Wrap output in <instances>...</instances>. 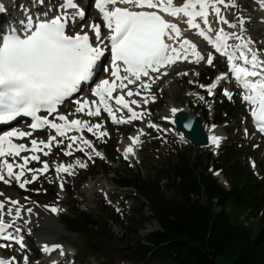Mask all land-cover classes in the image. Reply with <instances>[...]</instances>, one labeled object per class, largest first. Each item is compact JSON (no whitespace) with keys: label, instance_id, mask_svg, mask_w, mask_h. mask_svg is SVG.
Masks as SVG:
<instances>
[{"label":"snow or ice","instance_id":"6c2138e0","mask_svg":"<svg viewBox=\"0 0 264 264\" xmlns=\"http://www.w3.org/2000/svg\"><path fill=\"white\" fill-rule=\"evenodd\" d=\"M257 3L264 9V0H257ZM220 5L225 9L237 7L235 0H183L178 6L174 0H95L102 25L90 22L81 24L79 31H70V25L83 21L86 13L75 0H60L55 8L57 14L51 18L34 20L28 15L21 22L23 34L15 28L7 33H0V123L10 122L21 115L32 119L29 124L32 131L12 129L0 134V181L10 184L14 180L21 189H26L28 184L36 181L49 169L48 162L41 161V157L35 153L43 152L44 156H48L52 151L51 145L54 142L56 146L63 144V139L58 137H65L69 131L80 133L86 130L97 135V139L108 135L107 131H100L103 127L100 123L69 120L68 115L58 112L60 105L80 91L82 82L93 79L94 70L106 54L109 64L101 70L108 77L100 79L92 89V95L98 99H78L74 104L77 105L75 113L99 117L103 111L113 124H128L142 119L143 113L131 107L139 106L138 100L125 99V96H140L139 89L150 93L151 84L168 74L167 71L161 72L162 69L171 68L178 60L196 64L206 60L208 65L213 64L214 56L211 52L206 56L202 55L190 40H178L182 34L178 23L166 20L157 11L150 9H159L176 19L182 14L187 18L184 23L189 29H197V34L215 52L227 58L229 73L242 90L241 99L251 106L250 115L258 131L264 133V58L250 46L252 41L244 40L242 35L227 32L223 27L213 28V24L227 25L231 29L237 27V24L231 23L222 14ZM44 15L47 17V13ZM197 18L208 31L215 32L214 38L201 29ZM239 24L243 32L244 20L240 19ZM102 26L107 29V35L102 33ZM232 38L241 42L229 45L227 41ZM177 43L178 47L174 46ZM189 56L193 59L189 60ZM153 73L157 75L153 76ZM177 74L187 75L186 72ZM145 77L147 80L142 79ZM224 78L225 75H221L217 80ZM129 85H137V90L129 88ZM201 87H206L208 94L212 95L217 84L214 82ZM224 94L231 99L232 93L225 90ZM143 102L148 103V100L144 99ZM121 107L127 110V116L116 115ZM181 111L171 109L173 123L178 122L177 114ZM42 112L46 114L41 115ZM148 126L157 127L155 124ZM43 129L54 130L55 134L48 135L46 141L32 138L31 147L14 142V138L32 137L33 131ZM143 134V130H140L139 135ZM139 135L129 138L133 144L139 141ZM67 139L71 142L64 150L66 156L72 155L71 149L78 140L84 146L92 148L91 141L83 136L72 135ZM210 139L219 147L220 137L212 136ZM76 150L83 152L84 148L77 145ZM92 151L96 156L101 155L94 148ZM28 152L32 155H21ZM129 153H133L131 146L124 150L126 159ZM85 154L89 160L92 159L90 153ZM8 157L13 158L11 162ZM17 157L23 163H17ZM30 161L40 162L43 167L29 168ZM76 166L86 168L87 164L79 160L75 164L61 163L56 166V172L71 175ZM26 173H31V177ZM60 187L63 189V184ZM0 197H4V193L0 192ZM8 204L13 207H7ZM22 208L23 205L18 200L9 197L0 200V239L15 241L21 249L25 247L23 237L14 236L9 230L14 229L16 233L21 231L19 227H15V223L21 218ZM51 210L57 211L54 207ZM31 211V208L27 209V212ZM6 246L10 247L0 244V247ZM57 249L63 256L61 245H44L42 250L49 253ZM0 264H16L15 257L0 258ZM24 264H28L26 256Z\"/></svg>","mask_w":264,"mask_h":264},{"label":"rangeland","instance_id":"374dc122","mask_svg":"<svg viewBox=\"0 0 264 264\" xmlns=\"http://www.w3.org/2000/svg\"><path fill=\"white\" fill-rule=\"evenodd\" d=\"M55 2L57 4L58 0ZM75 2L81 9H84L81 7L82 4H87L85 0H76ZM235 2L237 5L234 10L235 13L231 12L230 15H233L234 20L243 19L245 35L253 39H261L259 44L264 45V20L257 11L260 9L257 0H235ZM51 7L49 5V8ZM84 11L86 13L85 22L94 15L95 11L91 10V6L85 7ZM77 25L79 26L81 23ZM177 67L172 68L170 73L167 72L164 81H160L156 85V100L148 110L149 114L151 112L150 118L148 117L149 123L156 122L157 119H164L166 111L175 105L177 109H183L182 111L190 109L189 112L192 114L200 113L205 118L206 123L208 122L205 128L209 129L213 127L211 120H214V116L216 117L220 104L227 103L232 112L231 117L224 118V124L215 123V127L222 135L221 145L218 148H194L176 138L175 133H168L170 128L174 130L175 128L173 125L166 124L155 128L149 127V131L143 138L138 158L130 161L123 155L121 144L129 135L142 128L143 123L141 121L114 127L109 120L103 118L89 120L87 115L84 114L83 116L82 114L81 117L89 120L91 124L100 123L104 124L103 127L105 126L101 130L107 131L108 135L101 139H97V135L90 133L92 140L100 146L96 151L101 155L94 157L91 154L92 151L84 150L66 156L64 150L71 141L64 138V143L42 160L47 161L49 167H53V169H49L50 172L48 170V175L39 176L40 178L31 183L27 190L21 189L17 183L8 188L12 192L19 193L21 201L35 205L36 210L43 213H54L51 210L53 207L62 210L60 216L54 220V226L47 227L41 224L32 226L29 232L30 238L24 242L27 244L26 253L20 258V264H24L25 255L36 264L48 262L41 253L42 248L38 246V240L42 238L65 247L67 252L73 255L62 264H73L74 254H76L74 259L77 264H130L123 259L126 250L132 248L136 240L159 230V226L157 223L149 221L151 212L148 208H144L147 203L138 196L135 190L121 189L116 182L120 177H126L130 180L133 174L145 178H156L157 172L161 168L167 167L170 163H175L181 154L191 157L193 161L207 160L209 154H213L214 159H217L223 148L233 145L241 152V165L264 185V139H260L252 130L245 110L246 107L241 98L236 95L237 90L233 88L235 96L233 99H229L223 90L228 88V85H225L221 91L219 88L216 89L212 95L208 94L206 87H201V85L207 86L205 84L206 78L212 76L213 81L211 83H214L218 81L217 77L220 76V72L221 75H225L224 63L221 60L215 62L213 60L212 65L203 61L196 67L186 65ZM216 69H219V72ZM184 72L187 75L177 74ZM75 106L73 103L69 104L62 109V114L70 116L74 112ZM225 115L226 112L223 113V117ZM48 135L50 133H43L37 137H48ZM85 153H90L92 159L89 160ZM77 160L86 163L87 167H77L75 170L79 171H73L71 175L66 173L67 179L64 180V184L55 180L58 164H75ZM42 167V163H32L31 166V168ZM212 174L220 185L225 180L229 190L231 189L233 177L225 172H212ZM92 181L96 187L87 191L86 186ZM61 184H63V189L60 187ZM227 211L234 224L242 222L245 226H249L253 232L262 226V221L257 217L258 213L256 212L244 210L234 204H229ZM78 212H81L82 215H89L96 222L102 224L101 235L103 237H96L98 233L94 231L91 232L90 237L87 236L86 238L73 233L69 222L77 218ZM8 256L12 257L13 254ZM48 263H52V260H49ZM231 263L232 261L226 260L220 262V264Z\"/></svg>","mask_w":264,"mask_h":264},{"label":"trees","instance_id":"16d2710c","mask_svg":"<svg viewBox=\"0 0 264 264\" xmlns=\"http://www.w3.org/2000/svg\"><path fill=\"white\" fill-rule=\"evenodd\" d=\"M212 80V76L205 79L206 83ZM225 112L231 117L229 105L220 104L217 123H224ZM240 153L231 145L223 149L218 159L209 154L207 160L193 161L181 154L175 163L161 168L156 178L134 174L130 180L120 177L118 186L135 190L147 203L144 208L151 212L149 221L159 226V230L136 240L126 250L124 261L220 264L226 260L231 264H264V185L241 165ZM210 169L233 177L231 189L223 188ZM229 204L258 213L262 226L253 232L239 222L232 223ZM69 224L73 233L85 238L93 231L98 233L96 237H103V225L89 215L78 212Z\"/></svg>","mask_w":264,"mask_h":264},{"label":"bare ground","instance_id":"6f19581e","mask_svg":"<svg viewBox=\"0 0 264 264\" xmlns=\"http://www.w3.org/2000/svg\"><path fill=\"white\" fill-rule=\"evenodd\" d=\"M76 1V0H75ZM0 2H1V4H3V8H2V11L0 12V29L1 28H3L4 26H5V24L8 22V19L9 18H12V13L10 12L11 11V9H13L15 6H20L23 2H24V0H0ZM28 2L31 4V6L33 7V15H34V17L36 16V15H38V16H40V17H45V13H47V16L49 17V18H51V17H53L54 15H56L57 13H56V11H55V8H56V6H57V4L58 3H60V0H58V3L56 4V2H55V0H43L42 2H40L39 3V0H36V1H32V0H28ZM174 2H175V4L178 6V5H180V4H182L183 3V0H174ZM237 3H238V1H237ZM45 5L47 6L48 5V7H45ZM49 5H51L52 7L51 8H49ZM80 7V6H79ZM81 7H83L84 9H85V7H87V4H82L81 5ZM220 7L222 8V9H224V13L225 14H227L228 16H229V18L231 19V21H232V23H235V24H237V27L235 28V29H231V28H228V26H224V25H216V24H213V28H218V27H223L224 29H225V31H227V32H235L237 35H242V37H243V39L244 40H250V41H252V43H251V47L252 48H254L255 50H257V52L260 54V56H261V58H264V54L261 52V49H260V47H259V43L258 44H256L257 43V41L255 40V39H253V38H251L250 36H247V35H245V28H244V31L243 32H241V28H240V24H239V20H240V18H239V20H234V17H233V15H230L231 14V12H230V9L231 8H227V9H225L224 8V6L223 5H220ZM260 7V6H259ZM83 9V10H84ZM257 11H259V14H260V16L262 17V19L264 20V9H262L261 7H260V9H258ZM21 12L23 13V10H21ZM210 18H212V17H210ZM170 19L171 20H174V21H177V22H179L180 23V25H181V28H182V34H183V36H184V38H187L188 40H190L192 43H194L196 46H197V50L198 51H200L201 52V54L202 55H207L209 52H208V47H207V45L205 44V43H203L197 36H195V34H194V32L195 31H190L189 30V28H188V26L184 23V21L182 20V18L180 17L179 19H176V18H173V17H170ZM26 19H19L18 21L21 23L22 21H25ZM90 22H95V23H101V25H102V21L100 20V16H99V14L98 13H96V12H94V15L93 16H90V18L87 20V21H85L84 22V20L83 21H77V23L73 26V25H70V31H79V29H80V25L78 26L77 24H89ZM87 30V29H86ZM102 33L104 34V35H106V30L103 28V26H102ZM91 34V33H90ZM229 41H230V45H235V44H238V43H240L241 41H239V40H236V39H234V38H232V39H229ZM171 43V42H170ZM229 50L230 51H232V48H229ZM204 51H206V52H204ZM190 59H193V57H190L189 58V60ZM205 62H206V60H205ZM203 63V62H202ZM175 66V65H174ZM172 66L173 68H175V67H177V66ZM172 67L171 68H165V69H162L161 70V72H163V71H167V72H171L172 71ZM178 68V67H177ZM153 76H155V75H157V74H155V73H153L152 74ZM103 77L104 78H107L108 77V75H105V73L103 74ZM103 78V79H104ZM142 79H144V80H147V78H142ZM164 75H162L161 76V78L159 79V80H156L154 83H152L151 84V92L149 93V91H147V90H144V89H139L140 90V95H141V97L140 96H133V97H131V98H129V97H127V96H125V99H136V100H138V102H139V106H137V105H131V107L135 110V111H137V112H142L143 113V117H142V119H139V121H141L142 123H143V126H142V128L141 129H138V130H136L135 132H133L131 135H129V137H127L126 139H124L123 141H122V153H123V155H124V150L127 148V147H129V146H131L132 147V149H133V153H129V155H128V160L130 159V161H134V160H136V158H138V156H139V152H140V150H141V146H142V141H143V138H144V136L146 135V133L149 131V124H153V123H155V125H157V127L158 126H164V125H172V113H171V109L172 108H176L175 107V105H172V107H171V109L168 111H166V113L164 114L165 115V117H169V119H157L156 120V122H150L149 123V120H148V117L151 115V112H150V114H149V108H151L152 107V104H154V102H155V98H156V92H155V90H156V85L158 84V82H160V81H164ZM220 81V80H219ZM219 81H216L215 83L218 85V83H219ZM139 84V82H137V85ZM137 85H129V88H131V89H133L134 91L135 90H137ZM215 90V88L213 89V91ZM113 95L115 96L116 95V93H113ZM153 97H154V99H153ZM87 98V97H86ZM144 99H147L148 100V103H144L143 102V100ZM75 107H77V106H75ZM65 108V107H64ZM73 110V109H72ZM183 110V109H182ZM123 111V115L124 116H127L128 115V113H127V110L126 109H123L122 110ZM151 111V110H150ZM60 114H62V111H60L59 112ZM81 115H82V113H75V108H74V112L70 115V116H68V118H69V120H71V119H80V120H86V121H89V120H87L86 118H83V117H81ZM83 116H84V114H83ZM119 116H121V115H119ZM118 116V117H119ZM150 118V117H149ZM146 120H148V121H146ZM109 122V121H108ZM134 122H138V120H135ZM113 124V123H112ZM102 125H104V124H102ZM113 126L115 127V126H117V124H113ZM105 127V126H104ZM103 127V128H104ZM140 130H143V135H139V132H140ZM27 131V130H26ZM100 131H102L101 129H100ZM44 133H46V132H44ZM168 133H170V134H173V133H175V130L173 129V128H170L169 130H168ZM42 134V133H41ZM51 134H53V133H51ZM39 134H36V133H34V134H32V137H26V138H24L23 139V142H28V143H30V140L32 139V138H35V139H37L38 141L39 140H47V136H41V137H37ZM72 135H76V136H83L84 137V139H86V140H89V141H91V143H92V148H94L95 149V151H96V149L97 148H99L100 146H98L93 140H92V135L90 134V132H87L86 130L85 131H83V132H81L80 134H78V133H73ZM137 135H139V141L137 142V143H135V144H133V142H132V140H130L129 138L130 137H135V136H137ZM208 135H209V137H212V136H217V137H220V142H219V146L221 145V142L223 141L222 140V135H221V133L218 131V128H216V127H212V128H210V129H208ZM175 136L177 137V134H175ZM174 136V137H175ZM64 139V138H63ZM211 140V139H210ZM77 145H79L80 147H82V148H84V150H89V151H92V148H88V147H86V146H84L79 140L78 141H76L74 144H73V149H71V151H72V153L74 154V153H76L77 152V150H76V147H77ZM51 147H52V151L53 150H56L57 149V147L58 146H56V144H55V142L53 143V145H51ZM210 148H218L215 144H213L212 143V141H211V146H210ZM47 151V150H46ZM51 151V152H52ZM78 152H80V151H78ZM51 154V153H50ZM49 154V155H50ZM91 154H93V156L94 157H98V156H96L95 155V152H93L92 151V153ZM8 159L10 160V162H11V160L13 159H11L10 157H8ZM15 160H16V162L17 163H23V161L22 160H20V158H15ZM34 165V164H33ZM31 166H32V163L30 162L29 163V165H28V167L29 168H31ZM78 166H76V167H74L73 169H72V172L73 171H79V170H75V168H77ZM49 169L51 170V169H53V167L52 166H50L49 167ZM48 169V170H49ZM50 170H49V172H50ZM14 171H18V169H14ZM49 172L47 171L46 173H44L43 175H48L49 174ZM56 173V175H55V180L57 181H60L61 183H63L64 182V180L65 179H67V174L66 173H57V172H55ZM26 175L30 178L31 177V173H26ZM60 175V176H59ZM41 176V175H40ZM40 178V177H39ZM66 181V180H65ZM14 183H16L14 180L10 183V184H5L4 182H0V189L2 188V193H4V197H9V198H11V199H14V200H18L19 202H20V204L21 205H23V208L21 209V218L20 219H17L16 220V223H15V227H19L20 229H21V231L19 232V233H16L15 232V230L14 229H12V233H13V235H17L18 237L19 236H22L23 237V242H26V241H28L29 240V232H30V230H31V228H32V226L33 225H35V224H41V225H45V226H47V227H49V226H54V220L56 219V218H58L59 216H60V214L62 213V210H60V209H58L57 208V211L56 212H54V213H52V214H46V213H43V212H41V211H39V210H36V207H35V205H33V204H28V203H26V202H24V201H21L20 199H19V193H15V192H12L11 190H9L8 188H10V187H13V185H14ZM31 184V183H30ZM30 184H28L27 186H26V190L30 187ZM64 184V183H63ZM96 187V184L92 181V182H90L87 186H86V190L87 191H90V190H93L94 188ZM92 192V191H91ZM4 197H0V200H2V199H4ZM215 203L217 202L216 200L214 201ZM7 207H13L11 204H8L7 205ZM28 208H31L32 209V211H31V213H29V212H27V209ZM39 216V217H38ZM156 229V228H155ZM150 231H151V229H150ZM147 235V234H146ZM28 244H29V242H28ZM44 245H48L49 247H51L52 245H56L55 243L53 244V243H51V242H48V239H46V238H42V239H39L38 240V246H40V248H42L43 249V246ZM63 248V251H64V255L63 256H61L60 254H59V249L55 252V253H45L44 251H41V253H42V255L44 256V259H46L48 262H49V260H52V263L57 259V258H60L61 259V262L60 263H58V264H62V262H66V257L68 256V255H70L71 253L70 252H67V249L65 248V247H62ZM24 253V252H23ZM26 253V252H25ZM27 256V255H26ZM48 262L47 263H41V264H48ZM51 263V264H52ZM30 264H36V263H30Z\"/></svg>","mask_w":264,"mask_h":264},{"label":"water","instance_id":"95a60500","mask_svg":"<svg viewBox=\"0 0 264 264\" xmlns=\"http://www.w3.org/2000/svg\"><path fill=\"white\" fill-rule=\"evenodd\" d=\"M178 122L174 126L185 137V140L194 148H206L210 145V139L204 129V119L194 114L179 112Z\"/></svg>","mask_w":264,"mask_h":264}]
</instances>
